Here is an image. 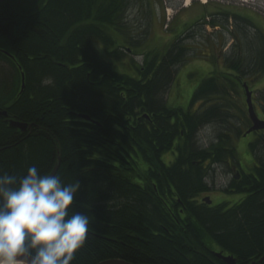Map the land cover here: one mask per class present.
I'll use <instances>...</instances> for the list:
<instances>
[{"label":"trees","instance_id":"trees-1","mask_svg":"<svg viewBox=\"0 0 264 264\" xmlns=\"http://www.w3.org/2000/svg\"><path fill=\"white\" fill-rule=\"evenodd\" d=\"M136 1L0 4V61L9 66L0 67V112L8 114H0V174L23 176L35 166L49 175L61 152L56 175L65 184L80 182L73 210L90 219L71 264H228L215 250L237 264H264V137L250 146L254 171L233 176L226 189L245 193L242 200L213 206L202 198L217 166L238 160L232 135L241 134L248 117L229 94L243 79L264 74V37H248L243 27L252 22L234 16L238 51L226 61L235 73L203 80L190 110L170 107L178 67L195 49L188 43L194 28L165 51H135L145 41L129 18ZM220 16L225 30L228 11L208 24L220 26ZM206 24L194 25L202 37ZM9 118L31 127L22 133ZM208 128L212 139L203 142ZM167 152L176 156L169 166L162 160Z\"/></svg>","mask_w":264,"mask_h":264},{"label":"rangeland","instance_id":"rangeland-1","mask_svg":"<svg viewBox=\"0 0 264 264\" xmlns=\"http://www.w3.org/2000/svg\"><path fill=\"white\" fill-rule=\"evenodd\" d=\"M191 2L196 3L193 5L196 9L189 14H185L188 13L185 10L179 12L184 5L189 4L185 0H137L132 4L129 10L131 26L145 37L143 44L137 47L135 51H165L169 47V42L175 40L176 36L180 35L183 30L194 24L200 17H212V15L207 13H213L217 10L223 12L226 10L229 11L232 17L241 15L250 21L257 20V16H260V14L264 16V0H246V2L240 0H209L207 6L203 7L204 11H202L201 6L203 3L201 0H191ZM192 13L194 14L192 15ZM166 17L170 21L166 20ZM221 18L223 16L218 18L220 20V28L216 29L212 26L206 27L204 28V37H202L201 33L197 34L198 32H196V37L189 40L188 43L193 45L195 49L191 50L192 55L188 57L187 61L178 67L176 79L171 86L169 97L166 99L168 106L190 110L192 99L197 90H199V86L203 80L210 78L211 75H228L232 71L229 67L223 66L224 64L222 65V59L223 55H231L235 51H238L237 39L234 33H236L237 28H240V25H238L235 18H232L227 21L228 26L226 27L228 28L224 30L223 24L226 19L222 20ZM243 28L247 32L248 37L253 38L259 35L251 26ZM136 31L133 32L137 35L138 33ZM167 37L168 39H166ZM138 60L142 61V57H138ZM1 66L3 69H9L6 63H1L0 61ZM237 87L238 93L233 92L229 94V98L233 104L237 107L241 106L246 112L245 90L240 84ZM257 93V104H259L260 100L263 99L264 90L262 92L258 91ZM213 132L212 128H208L206 131L202 130L200 138L203 139V142H208ZM233 137V141H240L238 161L246 173L253 172L255 160L251 154L249 142H251L254 135L250 134L247 137H242V135L234 134ZM175 158L176 156L173 153L169 154L168 152L163 154L162 157L166 163L172 162ZM224 171V169L223 171L222 169L217 170L215 178H209L212 190L207 195H203V197H211L213 206L222 203L232 205L246 196L245 193H233L226 190V184L229 183L232 176L228 171Z\"/></svg>","mask_w":264,"mask_h":264},{"label":"clouds","instance_id":"clouds-1","mask_svg":"<svg viewBox=\"0 0 264 264\" xmlns=\"http://www.w3.org/2000/svg\"><path fill=\"white\" fill-rule=\"evenodd\" d=\"M80 188L35 166L23 176L0 174V264H71L90 226L73 210Z\"/></svg>","mask_w":264,"mask_h":264},{"label":"flooded vegetation","instance_id":"flooded-vegetation-1","mask_svg":"<svg viewBox=\"0 0 264 264\" xmlns=\"http://www.w3.org/2000/svg\"><path fill=\"white\" fill-rule=\"evenodd\" d=\"M8 0H6L5 2H7ZM13 2H14V0H13ZM17 2V1H16ZM4 3V2H3ZM194 9L195 8H193L192 10L194 11ZM255 15V14H254ZM222 19V18H221ZM232 19V18H231ZM237 22V21H236ZM251 22H253V25H254V23H256V25H259L260 26V28L262 29V33L264 34V21L262 20V19H259V21L258 20H255V21H251ZM196 23H199V21L198 22H196ZM196 23H194V24H192L191 26H189L188 28H191V27H193L194 29V33H196V32H198L197 34H200V32L202 31L201 29H199L201 26H194ZM252 25V24H251ZM203 27H205L206 28V25H203ZM187 29V28H186ZM185 29V30H186ZM185 30H183L182 32H181V34L185 31ZM255 30V29H254ZM232 33H233V31H232ZM252 34V33H251ZM235 36V35H234ZM235 38H236V36H235ZM237 39V38H236ZM237 41V40H236ZM236 52V51H235ZM226 56L227 55H223V59H222V61H223V63H222V65L223 66H229V64L227 63V61H226ZM13 58V57H12ZM246 79V78H245ZM249 81H250V83H249ZM262 80H261V78H260V76H252V77H250V78H248L247 79V83H248V85H249V87H250V90L253 92L252 93V101H253V105H254V107H255V110H256V113H257V115H258V117H259V119H263L264 120V109H263V105H264V99H262V100H260V102H259V104H257V102H258V98H257V92L258 91H262V89L264 88L263 87V85H262ZM22 83V82H21ZM24 90V89H23ZM23 90H22V85H21V92H23ZM245 102H246V97H245ZM246 106H247V104H246ZM235 112H238V111H235ZM239 113V112H238ZM246 116L248 117V121H245L244 122V124H241L240 125V127L241 126H243V125H245L243 128H242V130H241V134H242V137L244 136V137H247L248 135H250V134H253L254 135V137L251 139V142H249V148H250V146H251V144L252 143H254L257 139H259V138H261V137H264V129L263 130H253V131H251V132H248L249 131V129L253 126V122H252V120H251V118L249 117V114H248V111H246ZM234 127H238V124H234ZM233 133H236V132H232V133H230V135H232ZM234 135H232V139H234V137H233ZM242 137H240V138H242ZM177 142V140L175 141V143ZM233 144L235 145V147H236V149H237V152H238V147H239V144H240V141L239 140H237V141H233ZM175 152H176V150H175ZM169 154H171L170 152H168ZM254 158V157H253ZM163 161H164V159H162ZM175 160V159H174ZM174 160L172 161V162H174ZM255 160V159H254ZM172 162H170V163H166L165 161H164V163L166 164V165H171L172 164ZM220 165V167L222 168V169H224L225 171H228L229 172V174L232 176V178H231V181H232V179H233V176H234V178L235 179H240L241 177H242V174L243 173H246L245 172V170L242 168V166H241V164H240V162L237 160L236 162L235 161H233V160H230L229 162H228V166H225L223 163L222 164H219ZM218 165V166H219ZM255 166H256V163H255ZM224 171V172H225ZM252 173V172H251Z\"/></svg>","mask_w":264,"mask_h":264},{"label":"water","instance_id":"water-1","mask_svg":"<svg viewBox=\"0 0 264 264\" xmlns=\"http://www.w3.org/2000/svg\"><path fill=\"white\" fill-rule=\"evenodd\" d=\"M5 1L6 0H0V4L5 2ZM21 77H22V90H23L25 88V76H24V74H21ZM244 87H245L246 94H247V104H248L249 115H250V118L253 122V126L249 129L248 132H251L253 130H262V129H264V120L259 119V117L256 114L255 108H254L253 103H252V93L249 91L247 84H244ZM0 114H1V116H5V117H7V115H8L6 110L0 112ZM80 117L90 119L86 115H80ZM8 122H9V125L11 128H17L22 133H25L28 130V128L31 127V125H28V123L15 120L13 118H9ZM61 159H62L61 158V152H59L56 165L49 175H56V173L59 169L60 163H61ZM204 200L210 202L208 198H205ZM215 255L217 257L221 258L223 261H225L228 264H236L237 263V259L234 256L223 255V253H221V252L220 253L215 252ZM262 259H264V257ZM99 264H133V263L127 262V261L122 260V259H110V260H105Z\"/></svg>","mask_w":264,"mask_h":264},{"label":"bare ground","instance_id":"bare-ground-1","mask_svg":"<svg viewBox=\"0 0 264 264\" xmlns=\"http://www.w3.org/2000/svg\"><path fill=\"white\" fill-rule=\"evenodd\" d=\"M185 1H187V3H190V2H191V0H185ZM201 1H202L203 3H207L209 0H201ZM3 53L6 54L7 56L11 57V56L8 55L5 51H3ZM45 56H46V55H45ZM11 58H12V57H11ZM240 135H242V134H240ZM211 139H212V137L210 138V140H211ZM57 159H58V158H57ZM56 161H57V160H56ZM55 165H56V164H55ZM219 168L222 169L220 166H217V170H220ZM222 171H223V169H222ZM222 173H223V172H222ZM223 175H224V174H223ZM208 181H209V180H208ZM230 182H231V180L229 181V183H227L228 185L226 184V187H227V188H228V186L230 185ZM227 188H226V189H227ZM213 255H214V254H213ZM220 259H221V258H220ZM261 260H262V259H261ZM237 263H238V259H237ZM237 263H236V264H237ZM252 264H255V263L253 262Z\"/></svg>","mask_w":264,"mask_h":264},{"label":"crops","instance_id":"crops-1","mask_svg":"<svg viewBox=\"0 0 264 264\" xmlns=\"http://www.w3.org/2000/svg\"><path fill=\"white\" fill-rule=\"evenodd\" d=\"M193 5H195V3H193ZM193 5H192V6H193ZM205 6H206V5H203V4H202V6H201V7L203 8V7H205ZM193 7H194V6H193Z\"/></svg>","mask_w":264,"mask_h":264}]
</instances>
